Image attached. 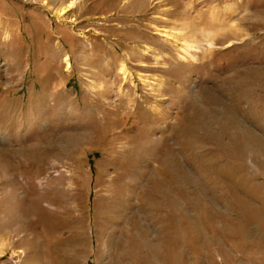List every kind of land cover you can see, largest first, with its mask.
Segmentation results:
<instances>
[{"label":"rangeland","instance_id":"obj_1","mask_svg":"<svg viewBox=\"0 0 264 264\" xmlns=\"http://www.w3.org/2000/svg\"><path fill=\"white\" fill-rule=\"evenodd\" d=\"M68 1L0 0V264H264V0Z\"/></svg>","mask_w":264,"mask_h":264},{"label":"bare ground","instance_id":"obj_2","mask_svg":"<svg viewBox=\"0 0 264 264\" xmlns=\"http://www.w3.org/2000/svg\"><path fill=\"white\" fill-rule=\"evenodd\" d=\"M79 2H80V0H69L68 2L62 4L56 10V15H57L58 19L64 18V15L66 13H68L69 11H71L72 9L76 8ZM213 13H214V11H213ZM65 61L68 64V68L71 67V62H70V59H69L68 55H66ZM125 73H127V72H125Z\"/></svg>","mask_w":264,"mask_h":264}]
</instances>
